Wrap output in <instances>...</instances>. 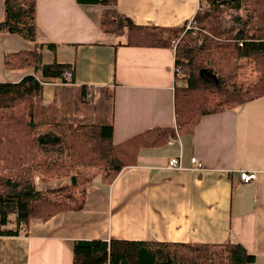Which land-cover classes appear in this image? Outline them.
<instances>
[{
    "label": "crops",
    "instance_id": "0c3cea01",
    "mask_svg": "<svg viewBox=\"0 0 264 264\" xmlns=\"http://www.w3.org/2000/svg\"><path fill=\"white\" fill-rule=\"evenodd\" d=\"M204 2L117 0V8L138 24L180 26ZM103 8L37 0V41L56 44L41 49L42 59L71 63L74 80H44L33 68L7 69V54L34 49L36 43L0 33V82L34 74L43 80L45 103L55 102L74 122H112L115 143L175 126V47L124 45V36L99 29ZM5 18L0 0V22ZM82 86L92 91L90 100L82 97ZM173 158L180 167L169 165ZM242 171H255L256 179L243 182ZM99 180L88 185L82 210L55 214L27 234H0V264H73L74 240L112 238L240 243L256 256L254 264H264V95L204 115L191 133L142 148L137 164L111 184Z\"/></svg>",
    "mask_w": 264,
    "mask_h": 264
},
{
    "label": "trees",
    "instance_id": "16d2710c",
    "mask_svg": "<svg viewBox=\"0 0 264 264\" xmlns=\"http://www.w3.org/2000/svg\"><path fill=\"white\" fill-rule=\"evenodd\" d=\"M209 8L196 12L195 25H142L117 8V0H77L101 5L98 27L124 36L128 46L171 48L175 66L183 72L174 89L175 126L154 127L115 143L114 125L78 123L61 106L45 103L43 80L28 74L17 82H0V234L19 235L55 214L85 207L87 188L100 177L111 184L137 164L142 148L166 145L179 134L191 133L207 114L240 106L264 95V73L243 87L234 80L235 65L263 61L264 0H204ZM37 0H5L6 18L0 33L18 34L36 47L5 56L7 69L33 68L44 80H74L71 63H44L38 42ZM254 2V1H253ZM245 10L246 12H242ZM249 13V14H248ZM226 42H223L224 40ZM238 62H241L238 64ZM68 72L72 73L67 79ZM86 86L81 87L84 98ZM73 91H71L72 94ZM253 94L250 98L248 95ZM71 97V95H70ZM70 181L47 189L36 187L59 179ZM61 178V177H60ZM45 188V187H44ZM14 216V217H12ZM10 223H13L10 226ZM73 264H254L256 256L240 243L156 242L127 239H77L72 242ZM223 248L224 251H216Z\"/></svg>",
    "mask_w": 264,
    "mask_h": 264
},
{
    "label": "rangeland",
    "instance_id": "374dc122",
    "mask_svg": "<svg viewBox=\"0 0 264 264\" xmlns=\"http://www.w3.org/2000/svg\"><path fill=\"white\" fill-rule=\"evenodd\" d=\"M254 1V2H253ZM252 2H249V5L251 6L252 10H255V6L256 3L259 0H253ZM203 6H201L200 11H204L206 9L209 8V4L206 2H204V4H202ZM242 12H246L245 10H243ZM249 14V13H248ZM189 24L195 25V21H193V19L191 21H189ZM224 40V39H223ZM179 42V40L174 39L172 44L173 46ZM223 42H226L225 40ZM172 48V47H171ZM241 62H238V64H240ZM240 68H237V66L235 65V67H233L231 74L229 75H233L234 80L239 81L240 83H243V87H246L249 84L254 83L260 76L263 75L264 73V65H263V61H261L260 65L257 62H252V61H247L243 66H239ZM182 77H177L176 79L182 80ZM253 94L248 95V98H250ZM73 98V97H72ZM90 100V99H87ZM65 113V112H64ZM68 119L75 123H81V122H74L72 119L69 118ZM74 120H77L76 118ZM61 177V178H60ZM59 177V179H56L54 181H52L50 184L44 185L41 182V178L39 176L36 177V187L39 189H47L50 187H54L56 185H61L64 183H68L70 181V176H67V174L65 172H61V176ZM99 179H101L100 177H96L94 180L96 181H100ZM45 187V188H44ZM14 217V216H12ZM216 251H224L223 248H218Z\"/></svg>",
    "mask_w": 264,
    "mask_h": 264
},
{
    "label": "built area",
    "instance_id": "2783aa9c",
    "mask_svg": "<svg viewBox=\"0 0 264 264\" xmlns=\"http://www.w3.org/2000/svg\"><path fill=\"white\" fill-rule=\"evenodd\" d=\"M188 28L191 27L190 24H188L187 26ZM176 46V44L174 45V47ZM175 75H176V78L177 77H182L183 76V73H182V70L175 66ZM72 77V73L71 72H68L67 75H66V78L70 79ZM86 97L87 99H91L92 97V93L91 92H88L86 94ZM192 162L196 165V167H202V163L200 161H198L196 159V157H192L191 158ZM169 165L172 166V167H180V163H179V159L177 158H173L169 161ZM256 172L255 171H242L241 174H240V178L243 182H251L252 180L256 179Z\"/></svg>",
    "mask_w": 264,
    "mask_h": 264
},
{
    "label": "bare ground",
    "instance_id": "6f19581e",
    "mask_svg": "<svg viewBox=\"0 0 264 264\" xmlns=\"http://www.w3.org/2000/svg\"><path fill=\"white\" fill-rule=\"evenodd\" d=\"M182 73H183V72H182ZM70 79H71V78H70ZM68 80H69V78H68ZM61 81H62V80H61ZM88 92H91V93H92V91H90V90H88L87 93H88ZM86 98H87V97H86Z\"/></svg>",
    "mask_w": 264,
    "mask_h": 264
}]
</instances>
